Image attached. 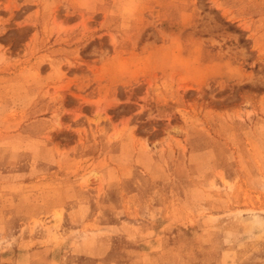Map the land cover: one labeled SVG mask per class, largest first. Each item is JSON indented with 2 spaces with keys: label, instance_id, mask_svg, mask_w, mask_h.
Instances as JSON below:
<instances>
[{
  "label": "rangeland",
  "instance_id": "rangeland-1",
  "mask_svg": "<svg viewBox=\"0 0 264 264\" xmlns=\"http://www.w3.org/2000/svg\"><path fill=\"white\" fill-rule=\"evenodd\" d=\"M0 264H264V0H0Z\"/></svg>",
  "mask_w": 264,
  "mask_h": 264
}]
</instances>
